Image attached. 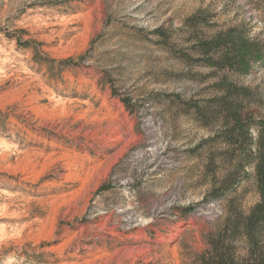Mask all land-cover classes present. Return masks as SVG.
<instances>
[{
	"label": "rangeland",
	"instance_id": "obj_1",
	"mask_svg": "<svg viewBox=\"0 0 264 264\" xmlns=\"http://www.w3.org/2000/svg\"><path fill=\"white\" fill-rule=\"evenodd\" d=\"M262 153L264 0H0V264L264 259Z\"/></svg>",
	"mask_w": 264,
	"mask_h": 264
},
{
	"label": "trees",
	"instance_id": "obj_2",
	"mask_svg": "<svg viewBox=\"0 0 264 264\" xmlns=\"http://www.w3.org/2000/svg\"><path fill=\"white\" fill-rule=\"evenodd\" d=\"M226 63H229V60H226ZM238 119V118H237ZM243 129V128H241ZM261 160L264 161V153H262V158ZM262 161L261 163L259 162V172H260V177H261V195H262V202L258 204L259 207L262 206L264 203V167H262ZM240 226L238 223L233 222L232 223V228L237 230L240 229ZM243 228L245 229V235L249 238L252 247L254 250L257 248V242H255V236L258 234V228L259 224L258 221L253 219V215H250L247 219V221L243 224ZM228 229L226 230V233H222L221 235L218 236V240H212V247L214 250L213 253V262L211 264H242V261H238L236 259V256L232 254V252L228 249V245H226L224 242L226 241V237L228 236ZM256 254V252H254ZM251 264H264V259L258 260L255 259L253 263Z\"/></svg>",
	"mask_w": 264,
	"mask_h": 264
}]
</instances>
